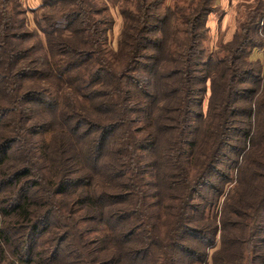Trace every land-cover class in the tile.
Returning a JSON list of instances; mask_svg holds the SVG:
<instances>
[{"label":"trees","instance_id":"trees-1","mask_svg":"<svg viewBox=\"0 0 264 264\" xmlns=\"http://www.w3.org/2000/svg\"><path fill=\"white\" fill-rule=\"evenodd\" d=\"M8 1L7 264H264V0L213 53L212 0H112L116 51L109 0Z\"/></svg>","mask_w":264,"mask_h":264},{"label":"rangeland","instance_id":"rangeland-1","mask_svg":"<svg viewBox=\"0 0 264 264\" xmlns=\"http://www.w3.org/2000/svg\"><path fill=\"white\" fill-rule=\"evenodd\" d=\"M1 1V0H0ZM19 1L22 3L23 7L28 10V17H29V24H31L32 31H35V23H34V17L36 15V10L40 9V6L42 4V0H9L8 1V7L10 10L14 8V2ZM110 8H111V14L115 21V25L112 29V31L109 34V44L110 48L114 51L118 49V42H119V34L121 32L123 21L119 14L118 8L114 4V0H109ZM174 1L176 0H168L167 3L174 5ZM178 3L187 4L190 0H177ZM227 2V0H225ZM229 6L228 8L226 6L223 7L220 0H212V4L215 8L214 13L209 15L208 17V48L209 52H215L217 51L222 44L231 42L234 37L235 33L238 30L240 23L243 22L246 19L247 12L254 8L257 5L258 0H228ZM222 7V8H221ZM229 10V17L228 22L226 25L223 23V17L225 15V11ZM41 13V12H40ZM212 16V17H211ZM210 18L211 22H210ZM29 43H35V40H32V42ZM252 59L259 60L262 63V66L264 67V50L258 51L257 53L253 54ZM210 92L206 95L204 99V105H203V111L204 114L207 112L208 109V99H209ZM49 138V136H47ZM236 185L232 184L231 188H234ZM60 200V199H58ZM65 212V210H63ZM3 217L1 216L0 212V230L5 226L3 224ZM59 226H63V222L61 221V224ZM52 246V245H51ZM47 251H50V248ZM5 250L4 247H0V264H7L9 260H12V256L10 255V252L7 251L6 254H3L2 251Z\"/></svg>","mask_w":264,"mask_h":264},{"label":"crops","instance_id":"crops-1","mask_svg":"<svg viewBox=\"0 0 264 264\" xmlns=\"http://www.w3.org/2000/svg\"><path fill=\"white\" fill-rule=\"evenodd\" d=\"M185 1V0H184ZM221 1V4L223 5V7L224 6H226L227 8H228V6H229V1L227 0V2L225 1V0H220ZM222 8V7H221ZM226 13H225V15H224V19H223V23H224V25H226L227 24V22H228V17H229V10L227 9L226 11H225ZM212 17V16H211ZM211 19L212 18H210V22H211ZM258 51H256L255 53H257Z\"/></svg>","mask_w":264,"mask_h":264}]
</instances>
